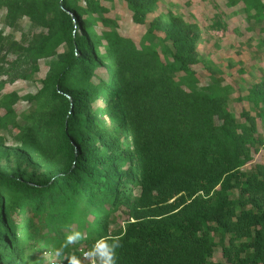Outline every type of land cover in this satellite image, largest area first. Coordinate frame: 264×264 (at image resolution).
Instances as JSON below:
<instances>
[{
	"label": "trees",
	"instance_id": "16d2710c",
	"mask_svg": "<svg viewBox=\"0 0 264 264\" xmlns=\"http://www.w3.org/2000/svg\"><path fill=\"white\" fill-rule=\"evenodd\" d=\"M122 1L146 26L139 47L102 0H0L9 27L27 17L43 29L20 42L0 33L2 58L14 54L0 91L50 58L20 121L21 97L0 96V128L18 142L13 165L0 166V264H39L36 253L57 252L76 231L62 255L80 258L103 238L120 244L115 264H221L217 246L228 264H264V167L248 165L263 145L254 117L231 113L217 79L175 81L201 61L195 21L155 14L157 0ZM227 4L264 21V0ZM248 99L264 105V81ZM122 208L125 225L110 230Z\"/></svg>",
	"mask_w": 264,
	"mask_h": 264
},
{
	"label": "rangeland",
	"instance_id": "374dc122",
	"mask_svg": "<svg viewBox=\"0 0 264 264\" xmlns=\"http://www.w3.org/2000/svg\"><path fill=\"white\" fill-rule=\"evenodd\" d=\"M227 1L157 0L155 14L172 10L186 20L195 21L199 25L201 36L196 47L201 61L193 67L195 75L187 73L183 76L181 75L183 73H177L175 81L184 88L194 85L201 88L212 84L217 79L221 85L230 87L227 101L229 110L242 122H245V118L241 116L242 109L254 117L257 132L263 139V145L253 153V158L248 165L264 167V105L260 103L261 105L256 107L248 99L249 90L260 81H264V32L260 31L264 21L260 23L247 17L240 4L230 6ZM102 3L109 7L108 16L117 23L120 34L131 38L139 47L142 44L146 26L132 22L131 14L124 1L102 0ZM99 29L102 27L100 26ZM42 30L40 27L32 26L27 17L19 19L14 28L9 27L5 22V10L0 8V33L10 41L29 40ZM4 53L0 51V66L14 57L13 53L8 52L3 59ZM49 63L50 58L42 57L39 60V71L34 74L31 81L16 80L6 84L0 91V96L14 91L21 97L14 105L16 121L22 119V114L32 110L31 103L23 100L22 97L37 91ZM1 78L3 79L4 76ZM4 112V108L0 107V117ZM15 133L16 129L11 125L0 128V136L3 138L0 142V166L11 167L14 163V153L18 146L14 137ZM127 219L126 209H120L115 221L110 225V230L123 227ZM84 251L79 252L81 264H90L91 259L83 257ZM35 257L39 264H68L66 255L57 256L53 251L39 252L35 254ZM211 260L213 263L228 264L222 257L219 246L215 248Z\"/></svg>",
	"mask_w": 264,
	"mask_h": 264
},
{
	"label": "clouds",
	"instance_id": "9594fccd",
	"mask_svg": "<svg viewBox=\"0 0 264 264\" xmlns=\"http://www.w3.org/2000/svg\"><path fill=\"white\" fill-rule=\"evenodd\" d=\"M82 239V234L79 231L72 232L66 236V243L61 249L56 252L57 256L63 254V248L68 244H73ZM120 247L119 242H109L103 238L97 240L91 247L87 256L93 260L94 264H115L116 249ZM68 264H81L80 259L71 255L67 257Z\"/></svg>",
	"mask_w": 264,
	"mask_h": 264
},
{
	"label": "built area",
	"instance_id": "2783aa9c",
	"mask_svg": "<svg viewBox=\"0 0 264 264\" xmlns=\"http://www.w3.org/2000/svg\"><path fill=\"white\" fill-rule=\"evenodd\" d=\"M89 251H84V253H83V257L84 258H89L88 256H87V253H88ZM90 264H94V262H93V260L91 259L90 260Z\"/></svg>",
	"mask_w": 264,
	"mask_h": 264
}]
</instances>
